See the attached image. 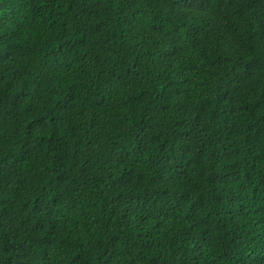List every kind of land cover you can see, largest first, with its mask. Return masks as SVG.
Returning a JSON list of instances; mask_svg holds the SVG:
<instances>
[{
	"label": "trees",
	"instance_id": "obj_1",
	"mask_svg": "<svg viewBox=\"0 0 264 264\" xmlns=\"http://www.w3.org/2000/svg\"><path fill=\"white\" fill-rule=\"evenodd\" d=\"M0 264H264V0H0Z\"/></svg>",
	"mask_w": 264,
	"mask_h": 264
}]
</instances>
